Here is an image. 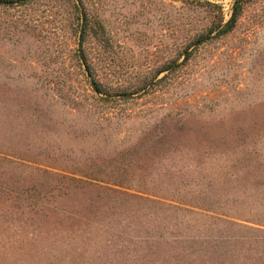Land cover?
Wrapping results in <instances>:
<instances>
[{"label": "rangeland", "instance_id": "obj_1", "mask_svg": "<svg viewBox=\"0 0 264 264\" xmlns=\"http://www.w3.org/2000/svg\"><path fill=\"white\" fill-rule=\"evenodd\" d=\"M0 1V264H264V0Z\"/></svg>", "mask_w": 264, "mask_h": 264}, {"label": "trees", "instance_id": "obj_2", "mask_svg": "<svg viewBox=\"0 0 264 264\" xmlns=\"http://www.w3.org/2000/svg\"><path fill=\"white\" fill-rule=\"evenodd\" d=\"M245 0H235L234 6H233V11H232V15L231 18L229 19V21L223 26V28L218 32V35H222L225 34L229 31H231L233 29V27L235 26L237 17L239 15V11L242 8V2Z\"/></svg>", "mask_w": 264, "mask_h": 264}, {"label": "water", "instance_id": "obj_3", "mask_svg": "<svg viewBox=\"0 0 264 264\" xmlns=\"http://www.w3.org/2000/svg\"><path fill=\"white\" fill-rule=\"evenodd\" d=\"M1 2V1H0Z\"/></svg>", "mask_w": 264, "mask_h": 264}]
</instances>
